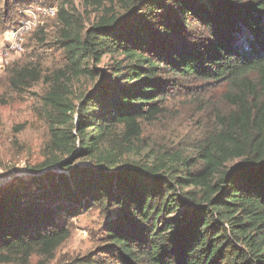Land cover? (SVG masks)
Masks as SVG:
<instances>
[{
  "label": "trees",
  "instance_id": "1",
  "mask_svg": "<svg viewBox=\"0 0 264 264\" xmlns=\"http://www.w3.org/2000/svg\"><path fill=\"white\" fill-rule=\"evenodd\" d=\"M29 1L0 0V30ZM81 1L0 79L41 125L12 126L41 159L0 187V264H264V0ZM187 113L189 147L144 136ZM81 212L93 246L60 253Z\"/></svg>",
  "mask_w": 264,
  "mask_h": 264
},
{
  "label": "rangeland",
  "instance_id": "2",
  "mask_svg": "<svg viewBox=\"0 0 264 264\" xmlns=\"http://www.w3.org/2000/svg\"><path fill=\"white\" fill-rule=\"evenodd\" d=\"M34 0H30L27 5V8H30L31 11H34L37 14V19L40 22V26L37 28H43L45 30H50L51 27L47 20L52 17H48L46 14H43V8L49 6H56L57 10L60 8H65L69 10L71 6L76 9L82 11V1L81 0H42L43 3L33 4L31 3ZM37 1H35L36 3ZM48 2L52 3L49 4ZM32 5V6H29ZM23 8L18 10L17 22L19 20V15L21 14ZM87 24V23H86ZM14 26V25H13ZM11 28L12 26H8ZM6 27V29H8ZM36 28V29H37ZM4 29V31L6 30ZM2 30H0L1 32ZM34 31V30H33ZM32 31V32H33ZM30 34V33H29ZM28 34V35H29ZM23 42V46L25 41L27 40V36ZM54 53V52H53ZM25 51L22 48V51L18 54V56L13 55L12 60L7 66H10L13 62L22 59L24 57ZM49 62L51 65L58 64L61 60V55L50 54ZM5 67L0 68V79L6 74L4 71ZM32 90H35L33 88ZM221 89L216 86H209V97H217L221 94ZM32 98L29 96L26 100H22L19 96L13 93H8L7 89L4 86H0V187H5L11 182L14 181V178L19 176L23 178H30L32 175H36L31 173L28 169V165L35 163L41 159L40 155V145H41V129H36L35 127H31L30 129L23 131L18 140L21 144H30L32 151L28 153L26 150H21L19 147H14V139L13 136V128L17 122L22 120L30 121L32 124L41 126L40 123L35 118V114L31 111ZM168 122V123H167ZM193 122L192 117L187 113L183 115L180 119L175 120L172 118L170 121L169 117H165V119L152 126H147L144 136H151L152 141L156 142H169L170 144H175L176 146L178 142H180L181 146L189 147L191 144L192 135L198 136V131L200 130V126L196 127L192 126V131H188L189 126ZM171 130V133L168 131ZM179 132V134H175V132ZM188 131V135L182 136L183 133ZM203 136V132L200 133ZM18 145V144H16ZM190 148L186 149V152H190ZM9 164V167L7 165ZM82 164H88V162H84ZM54 166L52 169H57L59 172L61 169ZM60 169V170H59ZM99 216L96 212L92 213H84L81 212L77 217L73 219V223L75 225L74 233L72 237L60 248V253H83L86 250L90 249L93 246L92 238L90 231L95 230L99 227L100 223Z\"/></svg>",
  "mask_w": 264,
  "mask_h": 264
},
{
  "label": "built area",
  "instance_id": "3",
  "mask_svg": "<svg viewBox=\"0 0 264 264\" xmlns=\"http://www.w3.org/2000/svg\"><path fill=\"white\" fill-rule=\"evenodd\" d=\"M56 12V6L43 8V14L48 17H54ZM38 26H40V22L37 19V14L30 8H24L16 25L0 32V68L10 63L13 55L18 56L22 51L26 35Z\"/></svg>",
  "mask_w": 264,
  "mask_h": 264
}]
</instances>
